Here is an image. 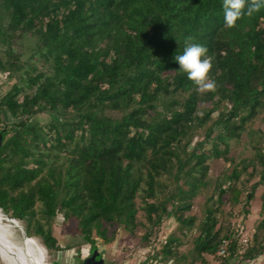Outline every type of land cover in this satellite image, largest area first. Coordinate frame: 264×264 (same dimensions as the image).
Instances as JSON below:
<instances>
[{
	"label": "trees",
	"instance_id": "trees-1",
	"mask_svg": "<svg viewBox=\"0 0 264 264\" xmlns=\"http://www.w3.org/2000/svg\"><path fill=\"white\" fill-rule=\"evenodd\" d=\"M221 2L0 0V43L8 49L1 82L22 70L14 46L25 35L35 39L36 61L0 92V210L24 221L27 235L48 251L63 249L53 234L58 215L91 250L95 236L111 244L120 228L148 247L168 215L189 233L197 221L192 210L213 185L193 250L208 264L206 255L228 239L222 264H237L222 204L227 193L232 204L244 192L247 203L254 199L260 182L247 185L257 165L264 182V128L256 156L241 169L234 164L212 179L210 162L223 157L231 167V141H240L260 112L264 121V6L226 27ZM193 42L207 48L214 91L198 93L173 59ZM42 113L49 120H35ZM201 128L205 135L194 143ZM250 167L251 177L242 179ZM181 244L167 238L158 253L176 264L187 258ZM263 251L262 244L248 246L245 254Z\"/></svg>",
	"mask_w": 264,
	"mask_h": 264
},
{
	"label": "rangeland",
	"instance_id": "rangeland-1",
	"mask_svg": "<svg viewBox=\"0 0 264 264\" xmlns=\"http://www.w3.org/2000/svg\"><path fill=\"white\" fill-rule=\"evenodd\" d=\"M1 14L2 11L0 9V15ZM3 22L4 24L7 23L5 16ZM14 47L16 52L20 55L22 70L15 72L10 80L7 78L8 73L3 75L5 78H2V82L0 80V92L2 94L10 90L13 84L20 80V76L24 75L27 69L30 70L32 63L36 62L32 57L35 47V39L33 37L29 35L23 36L15 43ZM7 50V47L0 43V58H2V60L7 59L5 54V51ZM28 63L30 67L27 66ZM38 64L40 63L38 62ZM43 69L45 68L43 67ZM216 116L217 115L214 116V120L216 119ZM38 118L40 121L44 122L49 120L50 117L48 114L42 113L36 117L35 120H38ZM262 118L263 115L260 112L257 117H255V119L248 123L247 131L244 132L241 140L231 141V150L229 156H232L234 160L231 167H227V161L223 157L211 160L209 175L212 179H214L219 174L221 177H223V175L227 176L233 170L234 164L238 165L239 169H241L242 162L244 160L249 162L256 156L254 145L255 143H258L257 136L260 137L258 131L261 129L263 130L264 128V121ZM205 130V128L197 129L195 132L196 135L194 138V143L204 137ZM220 133L221 126H216L214 128L213 138H217ZM261 135H263L262 141L264 142V133H261ZM209 148L210 145H206V149ZM256 170V173L252 177L251 167L242 173V179L244 177H251L247 185L248 188L252 184L260 182L256 187L254 199L247 203L245 199L247 192H244L240 197V202L237 204H232L229 201L230 195L227 193L224 196V203L222 204L223 214L220 216V222L223 224L225 231L231 233L232 238L237 240V250L235 253V261L237 264H264V251L259 254L256 253V256L254 257H248L245 254L247 250L242 254L238 253V248L242 244L241 242H243V239L246 238L248 239L249 248L256 246L258 249V246L261 244L262 246L264 245V227L261 226V222L264 219V213H262L261 210L262 196L264 195V182H261L260 180L261 166L257 165ZM213 188V185H210L209 188L204 191L203 195L197 200L195 207L192 210V213L197 216V221L195 227L191 229L189 233L182 235L180 224H178L173 216L168 215L158 230V240L154 241L153 245L151 244L149 251H147L149 246L143 247L139 236H134L122 228L118 230V234L111 244H106L101 238L95 236L96 243L104 257L105 264H141L144 260L152 263L155 259L152 251H156V253H158L161 242L170 237H176L182 240V244L178 251L187 257L185 260L183 257L177 258L176 264H202V261L196 258L195 252L193 250L194 238L198 234L196 227L202 219L207 199L213 193ZM6 216L0 212V228H2L4 233L8 237L12 238L16 244L29 250L34 249L39 244V242L44 246L40 237H30L24 234V229L26 231V223L24 221L12 218L9 214H6ZM53 234L56 236L60 246L63 249L60 251H48L46 249L48 252L47 260L49 261V264H54L56 262L62 264H80L81 251L83 249H87L89 254L92 251L91 245L83 240L81 235L77 233V230L73 226H67L63 222L61 215H58V217H56L54 220ZM160 255L161 253H158V256ZM168 258L169 257H166L165 260ZM206 259L208 264H222L224 257L215 253L214 255H206ZM0 264H4L1 259Z\"/></svg>",
	"mask_w": 264,
	"mask_h": 264
},
{
	"label": "clouds",
	"instance_id": "clouds-1",
	"mask_svg": "<svg viewBox=\"0 0 264 264\" xmlns=\"http://www.w3.org/2000/svg\"><path fill=\"white\" fill-rule=\"evenodd\" d=\"M247 3V7H245ZM264 6V0H222L223 19L226 27H232L242 15H252ZM207 48L199 43H186L183 51L175 54L173 59L178 69L186 74L187 79L195 85L198 93L214 91L215 82L209 76L211 60L206 56ZM87 249L80 254V264L88 257Z\"/></svg>",
	"mask_w": 264,
	"mask_h": 264
},
{
	"label": "bare ground",
	"instance_id": "bare-ground-1",
	"mask_svg": "<svg viewBox=\"0 0 264 264\" xmlns=\"http://www.w3.org/2000/svg\"><path fill=\"white\" fill-rule=\"evenodd\" d=\"M3 215L6 216L5 214ZM0 245V259L4 264H49L47 260L48 252L40 242L34 249H25L16 244L0 228Z\"/></svg>",
	"mask_w": 264,
	"mask_h": 264
},
{
	"label": "built area",
	"instance_id": "built-area-1",
	"mask_svg": "<svg viewBox=\"0 0 264 264\" xmlns=\"http://www.w3.org/2000/svg\"><path fill=\"white\" fill-rule=\"evenodd\" d=\"M2 78H5L2 76ZM242 244L239 246L238 248V253L242 254L243 252H245L248 248V239H243V242H241ZM228 245H229V240L228 239H224L222 241V243L220 244L218 250H217V254L221 255V256H225L227 254V250H228ZM150 250V246L147 248V251ZM152 254L155 256L156 251H152ZM153 261L155 262H160V264H171L172 260L170 258H168L167 260L163 259L162 256H157L156 259H154Z\"/></svg>",
	"mask_w": 264,
	"mask_h": 264
},
{
	"label": "water",
	"instance_id": "water-1",
	"mask_svg": "<svg viewBox=\"0 0 264 264\" xmlns=\"http://www.w3.org/2000/svg\"><path fill=\"white\" fill-rule=\"evenodd\" d=\"M6 129L0 131V149L3 145V141H4V132ZM1 213L5 214L3 211L0 210ZM6 215V214H5ZM23 229V228H21ZM24 234L27 235V232L24 229ZM54 264H62L59 262H56ZM82 264H105V260L104 257L101 253V251L99 250L98 247L94 248L91 253L88 255V257L82 262Z\"/></svg>",
	"mask_w": 264,
	"mask_h": 264
}]
</instances>
